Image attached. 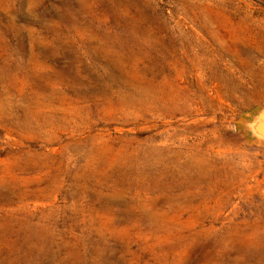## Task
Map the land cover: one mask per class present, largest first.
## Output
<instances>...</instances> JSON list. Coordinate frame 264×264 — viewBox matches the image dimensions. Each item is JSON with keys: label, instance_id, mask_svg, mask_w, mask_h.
Here are the masks:
<instances>
[{"label": "rangeland", "instance_id": "374dc122", "mask_svg": "<svg viewBox=\"0 0 264 264\" xmlns=\"http://www.w3.org/2000/svg\"><path fill=\"white\" fill-rule=\"evenodd\" d=\"M264 0H0V264H264Z\"/></svg>", "mask_w": 264, "mask_h": 264}, {"label": "water", "instance_id": "95a60500", "mask_svg": "<svg viewBox=\"0 0 264 264\" xmlns=\"http://www.w3.org/2000/svg\"><path fill=\"white\" fill-rule=\"evenodd\" d=\"M244 131L251 140L264 142V110L253 115L245 124Z\"/></svg>", "mask_w": 264, "mask_h": 264}]
</instances>
